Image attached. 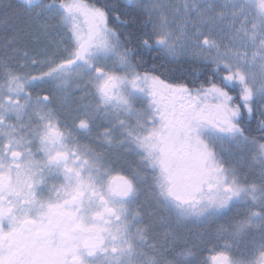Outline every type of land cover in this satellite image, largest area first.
<instances>
[{"label": "snow or ice", "instance_id": "1", "mask_svg": "<svg viewBox=\"0 0 264 264\" xmlns=\"http://www.w3.org/2000/svg\"><path fill=\"white\" fill-rule=\"evenodd\" d=\"M0 264H264V0H0Z\"/></svg>", "mask_w": 264, "mask_h": 264}, {"label": "flooded vegetation", "instance_id": "2", "mask_svg": "<svg viewBox=\"0 0 264 264\" xmlns=\"http://www.w3.org/2000/svg\"><path fill=\"white\" fill-rule=\"evenodd\" d=\"M210 254H211V253H209V252H205V253H204V256L207 257V256H209Z\"/></svg>", "mask_w": 264, "mask_h": 264}]
</instances>
